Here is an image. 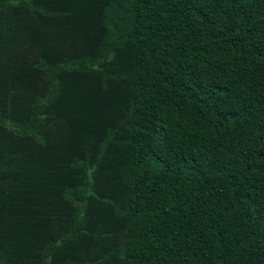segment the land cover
I'll return each mask as SVG.
<instances>
[{"label":"trees","instance_id":"obj_1","mask_svg":"<svg viewBox=\"0 0 264 264\" xmlns=\"http://www.w3.org/2000/svg\"><path fill=\"white\" fill-rule=\"evenodd\" d=\"M0 264H264V0H0Z\"/></svg>","mask_w":264,"mask_h":264}]
</instances>
